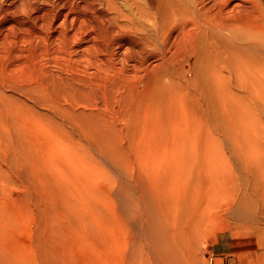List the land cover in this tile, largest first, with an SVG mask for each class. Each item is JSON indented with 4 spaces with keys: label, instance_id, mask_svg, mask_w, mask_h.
<instances>
[{
    "label": "bare ground",
    "instance_id": "6f19581e",
    "mask_svg": "<svg viewBox=\"0 0 264 264\" xmlns=\"http://www.w3.org/2000/svg\"><path fill=\"white\" fill-rule=\"evenodd\" d=\"M34 2L0 5V25L10 23L0 27V134L35 219L26 240L0 244V264H193L196 239L221 206L264 231V0ZM65 5L78 26L67 27ZM8 15L24 18L16 24ZM58 19L52 47L46 31ZM8 30L21 33L10 39ZM83 35L90 43L75 49ZM49 54L63 65L40 63ZM127 64L134 78L126 77ZM22 66L34 75L24 78ZM11 77L19 82L15 98L3 87ZM85 78L101 81L103 103ZM112 99L124 125L104 107ZM52 149L65 160L48 159ZM65 165L93 178L107 174L105 188L91 182L89 191L103 204L83 200L85 170L78 168L76 185L78 173ZM58 176L69 184L58 187ZM59 214L71 219L70 245L61 248Z\"/></svg>",
    "mask_w": 264,
    "mask_h": 264
},
{
    "label": "rangeland",
    "instance_id": "374dc122",
    "mask_svg": "<svg viewBox=\"0 0 264 264\" xmlns=\"http://www.w3.org/2000/svg\"><path fill=\"white\" fill-rule=\"evenodd\" d=\"M19 0H0V5H3V6H6V7H9L8 5L9 4H16L17 2H18ZM35 2V4L38 6V8H41V7H49L45 2H44V0H34ZM43 1V2H42ZM54 1H57V0H54ZM76 1H78V0H76ZM38 2V3H37ZM49 2H52V1H49ZM5 3V4H4ZM18 4V3H17ZM62 9V12H67L68 13V18L66 19L67 21H66V25H67V27L70 29V28H72V27H76V26H78L79 25V22L77 21V20H74L73 18H75V16L77 15V14H75V13H73V12H71V11H69L70 10V7H69V5H65L63 8H61ZM64 10V11H63ZM20 11H18V13H19ZM73 13V14H72ZM70 14H72V15H70ZM21 19V18H24V16H21V15H13V16H11V15H8V21H10L11 23L12 22H14V23H16L17 21V19ZM16 19V20H15ZM71 19V20H70ZM62 19H58L57 21H55V23L53 24V26L51 25L50 26V28H48L47 30L48 31H46V34L48 35V36H50L49 37V39H48V45H50V46H52L53 47V45H55V44H53V42H54V37H55V35L60 31V29H61V27H60V25H61V21ZM7 21V20H6ZM70 21H72V23L70 22ZM75 22V23H74ZM8 22H6V23H3V24H1L2 26H7V25H9L10 23H8ZM17 24V23H16ZM70 24V25H69ZM1 25H0V27H1ZM56 27H55V26ZM72 25H74V26H72ZM84 25H86L85 23H84ZM72 26V27H71ZM89 26H90V22H88V25H87V28L89 29ZM55 27V28H54ZM54 29V30H53ZM0 32H1V30H0ZM8 32H9V37H10V39H11V37H12V39H13V37L16 35V36H18V35H20V31H18V32H15V33H10V32H13V31H11V30H8ZM0 34H2V32L0 33ZM52 34H53V36L54 37H52ZM12 35V36H11ZM89 38V39H88ZM85 39V41H83ZM51 41V42H50ZM90 41H91V38H90V35H83L82 36V39H81V41H80V43L78 44V45H75L74 47H75V49H81V48H83V47H85L86 46V44H88V43H90ZM53 44V45H52ZM0 46H1V44H0ZM51 47V48H52ZM126 47V46H125ZM122 49H124V48H122ZM125 50V49H124ZM52 51V50H51ZM120 52V51H119ZM119 52H117V56H113V60H114V62L116 63L115 64V66L116 67H119L120 66V57H121V52L119 53ZM51 56V57H50ZM46 57H49L48 59L46 58ZM40 58V59H39ZM38 59H39V61H40V63H42L43 65H46L47 66V64L50 66V68H55V63H60L61 65H63L62 64V62L64 61H62V59L61 58H59V59H57L56 61H53V58H54V56L53 55H48V56H44V55H42V56H40ZM42 58V59H41ZM44 60H46V61H44ZM117 60V61H116ZM43 61V62H42ZM150 62H149V64H150V67H154V68H156L157 69V61L155 60V59H150L149 60ZM152 61V62H151ZM46 62V63H45ZM154 62V63H153ZM48 66V67H49ZM54 66V67H53ZM22 69V70H21ZM28 69V70H27ZM31 69V70H30ZM18 71H19V74L20 73H22V75L24 74V78H25V76H26V78H28L29 76H32V75H34V70H33V68L32 67H29V66H22L21 68H19L18 69ZM135 71V68L131 65V64H127V65H125V74H126V77L127 78H134L135 76H136V72H134ZM31 73V74H30ZM80 73V72H79ZM89 73V72H88ZM27 74V75H26ZM142 74H143V71H142ZM109 75L110 76H112V74L111 73H109ZM133 75H135V76H133ZM10 76V75H9ZM187 76H188V74H187ZM11 79V81H9L8 82V84L6 83H4L5 85H3V87H4V91L6 92L5 94L8 96V95H10L9 96V98H15V97H17V96H19L18 94H16L15 92H14V90H15V83L16 84H18L19 82L17 81H14V80H12V77L10 78ZM19 80V79H18ZM103 80V79H102ZM136 80V81H135ZM135 80H131V81H135V83L137 84H140L138 81L140 80V79H135ZM86 81V82H85ZM92 81V82H91ZM91 81L90 80H87L86 78H85V80L82 82L83 83V85H84V83H88V82H90V83H88V84H91V85H93L92 83H95L93 86H95L96 88H94L93 86H91V85H88L87 86V84H86V88L85 89H87V91H92L93 90V92L95 91H97V92H100L99 93V95H98V99L100 100V98H101V95H102V92L104 91V92H106L105 90H103V88H104V86H102V83H101V81L100 80H93V79H91ZM125 82V86L127 87L129 84H132V82ZM13 82V83H12ZM80 82V86H82L83 88H84V86L82 85V83ZM97 82V83H96ZM107 83V82H106ZM97 84V85H96ZM99 84H100V86H99ZM107 84H109V83H107ZM134 84V83H133ZM14 85V86H13ZM9 86H12V87H9ZM101 87V88H100ZM13 88V89H12ZM92 88V89H91ZM97 89V90H96ZM101 89V90H100ZM113 89V88H112ZM103 90V91H102ZM89 91V92H90ZM108 91V90H107ZM113 91H114V89H113ZM8 92V93H7ZM10 92V93H9ZM93 92H90L91 93V95H93L94 93ZM119 92V93H118ZM117 92V97H119L120 95H121V92L120 91H118ZM90 93H87V96H85V97H89L90 95ZM13 95V96H12ZM89 95V96H88ZM90 97H92V96H90ZM96 100L97 102L99 101V100ZM101 102H102V100H100ZM99 101V102H100ZM100 102V103H101ZM103 103V102H102ZM101 103V104H102ZM81 105H83V104H81ZM100 105V104H99ZM103 106V105H102ZM104 107H106V109H107V107H110L111 108V110H112V112H113V110H114V108L116 109L115 111H117V107H118V105L116 104V102L114 101V99H112V101H111V104H108L107 103V106H104ZM110 108H109V110L108 111H110L111 112V110H110ZM109 112V113H110ZM120 111H117V112H115V113H111L110 114V116L112 117V118H114V119H117L116 121H121V120H123V119H121L122 117V114L121 113H119ZM117 113V114H116ZM106 114H107V112H106ZM105 114V115H106ZM113 114H114V117H113ZM116 115L118 116V117H116ZM119 118H120V120H119ZM121 125H124V122L123 121H121ZM81 138V137H80ZM84 138V137H83ZM5 141V142H4ZM6 143H8L6 140H5V138H4V136L2 135V134H0V178L2 179H0V212H1V216L3 215V214H6V213H8V211H9V213L8 214H6V215H3L4 217H8V219H10V220H3V216H2V218L0 217V241L2 240H4L3 242L1 241L0 242V244L1 243H3L4 245H8V246H10V245H12L13 243H15V240L17 241V243H21V241H23L22 239L24 238V240H26L27 239V234L25 233V231L27 230V229H29V228H31V227H33V225L35 224V219L33 218V217H29V219H28V216H29V214H28V210H26L25 208H27V202L25 203L24 202V200L26 199L27 200V196H24V194H25V192H24V189H23V186L21 185L22 184V182H20L21 180H19L18 179V177L15 175L16 173H15V170H12V163L10 162L11 161V159H9L8 160V157L9 158H11L12 157V153H10L11 151H6L7 149V145H6ZM75 145V144H74ZM161 148H163V146H161ZM57 151H55V150H53L52 149V151H55V152H52L53 154V156L50 154V156L48 157V159H52L53 161H58L59 162V160H63L64 159V157L65 156H63L64 154H61V153H63V152H61V151H59L60 153H58V149H56ZM161 150V149H160ZM51 153V152H50ZM58 153V156H59V158H56L57 156H54V155H56ZM93 154H94V156L96 157V158H98V159H101V156L97 153V152H95V151H93ZM61 156V157H60ZM54 157V158H53ZM63 157V159H61ZM57 159V160H56ZM65 160V159H64ZM51 162L52 164L54 163V162ZM116 165H117V163L115 162V160H114V166H113V168L112 167H110L109 166V169H111V176L112 177H116V179H115V181H114V183L116 182V180H117V177H118V175L116 174V173H118V169H117V167H116ZM66 167H68V165H65ZM65 166H64V169H65ZM72 167H68L69 169H65V170H69V172L70 171H72V172H70L71 174H73L74 172H76V173H78L77 171H79L80 169H82L84 172H82V170H81V172H82V174H83V176H82V174L80 173V171H79V173H80V175L82 176V178L86 175V177H87V179H86V177H84L83 179H81V176H79V173L78 174H73V177L74 176H76V175H78L77 177H74V178H76V179H74L73 177H72V175H71V177H70V179H69V176H70V173L68 174V172H64L66 175L68 174V177L64 174V175H62L64 178H65V176H66V178L65 179H67L68 178V180L69 181H71L72 179L71 178H73L74 180L73 181H71L72 183L73 182H75L76 183V185H78V182H76L78 179L77 178H80L78 181L79 182H82V180H83V182L85 181H87L88 180V182H86L87 184H80V186H79V188H81V187H84V188H86L85 190L87 191H83V192H85V193H87V194H85L87 197H85V198H83V200L84 201H86V202H91L92 200L93 201H96L97 203H101V201H102V199L99 201V198H98V196H97V194L95 195V193H93L96 197H94V198H96L95 200L92 198V196H89V195H91V193H89V191H90V188H92L93 186H92V183L94 184V183H96V185H98V186H96V185H94V186H96L95 188H97V190L99 189V188H101V186H102V188H105L107 185H108V183H107V181H106V179H105V175H107V174H105V173H103V174H101L100 176L101 177H99L98 175L97 176H94V178L92 177V176H90L89 175V173H87L86 174V172H87V170H86V168H80L81 166H74V165H71ZM83 167V166H82ZM63 168V167H62ZM77 168V169H76ZM78 168H80V169H78ZM3 170V171H2ZM6 170V171H5ZM52 171H54V170H52ZM2 172V173H1ZM5 172V173H4ZM119 174V173H118ZM3 175H5V176H3ZM6 175H8V176H6ZM10 175V176H9ZM17 177L16 179H14V177ZM6 177H8V178H10V179H8V178H6ZM59 177V178H58ZM57 178H58V180L57 179H55V180H57V184L59 183L58 181H60L61 180V176H58ZM91 177V178H90ZM99 177V178H98ZM13 178V179H12ZM64 178H62L64 181H68V180H65ZM89 178V179H88ZM96 178V179H95ZM86 179V180H85ZM13 180V181H12ZM10 181V182H9ZM62 181V180H61ZM60 181V182H61ZM64 181H62V183L64 182ZM90 181V182H89ZM12 182V183H11ZM53 182H56V181H54L53 180ZM65 182V183H66ZM92 182V183H91ZM21 183V184H20ZM65 183H63V184H61V185H64ZM68 184H69V182H67ZM89 183V184H88ZM18 184V185H17ZM53 184H55V183H53ZM52 184V185H53ZM67 184V185H68ZM71 184V183H70ZM59 186L58 187H60V183L58 184ZM85 185H89L88 187L86 186L85 187ZM92 187H91V186ZM55 186H56V184H55ZM57 187V186H56ZM55 187V188H56ZM61 188H62V186H61ZM84 188H81V190L82 189H84ZM88 188V189H87ZM94 188V187H93ZM93 188L91 189L92 191H93ZM94 188V189H95ZM92 191H90V192H92ZM95 192H96V190H94ZM24 192V193H23ZM97 193V192H96ZM92 194V195H93ZM26 195V194H25ZM75 195V197H76V194H74ZM88 196H89V198H91L90 200H87V198H88ZM26 197V198H25ZM25 198V199H24ZM88 198V199H89ZM98 198V199H97ZM15 199V200H14ZM73 199L75 200L76 198H74L73 197ZM98 200V201H97ZM92 201V202H93ZM16 203V204H15ZM21 203V204H20ZM101 204H103V202L101 203ZM81 205V204H80ZM83 206V205H82ZM222 207V209H220ZM221 207H218L216 210H217V212L213 215V218H212V220L210 221V222H208L204 227H203V229L201 230V232L199 233V234H201V235H199L198 237H197V239H196V242H195V245H194V247H193V255H192V262H193V264H210V261H209V259H210V257L208 256L209 255V252H210V248H211V245H212V242L215 240V238H216V235H218L219 233H223V234H226L229 238H231V240H232V243L234 244L233 245V248H234V250L235 251H240V253L237 255V257L235 258V260H234V262L232 263V264H264V231H260L258 228H257V226L253 223V221L251 220V221H240L238 218H236L235 216H230L227 212H225L224 211V207L223 206H221ZM84 208H87V207H84ZM219 209V210H218ZM4 210H5V212H4ZM13 211V212H12ZM27 213V214H26ZM8 215H10V216H13V217H9ZM88 215L90 216V214H89V212H88ZM15 217V218H14ZM61 217V218H60ZM12 219H14V220H12ZM15 219H17V221L15 220ZM34 219V220H33ZM59 219V220H58ZM65 219V220H64ZM28 220H31V222L30 221H28ZM12 221H13V224H12ZM61 221V222H60ZM70 221H71V219H67V217L66 218H64L63 216H61L60 214H59V216H58V218L56 219V227H57V230L59 229V237H58V240L61 242H59L58 241V248H61L60 246L62 245V246H66V243H69V244H67V245H70V241H68L69 240V238H71L70 237V235L68 234L69 232H66V230L68 231V225L70 226ZM30 222V223H29ZM60 222V223H59ZM15 223V224H14ZM27 223H29V227H28V225H27ZM34 223V224H33ZM62 223V224H61ZM8 224V225H7ZM33 224V225H32ZM67 226H66V225ZM3 225V226H2ZM6 225V226H5ZM14 225V226H13ZM62 225V226H61ZM61 226V227H60ZM91 226H93L92 227V229H97L96 228V226L94 225V223L91 225ZM98 226V225H97ZM3 227V228H2ZM10 227H11V229H10ZM19 229H18V228ZM27 227V228H26ZM63 227V228H62ZM66 227H67V229H66ZM99 227V226H98ZM13 228V229H12ZM3 229V230H2ZM64 229V230H63ZM7 230V231H6ZM10 230H11V232H10ZM17 230V231H16ZM4 231V232H3ZM21 232V233H20ZM62 232H64V233H62ZM66 232V233H65ZM12 233V234H11ZM8 234V236H6ZM26 234V235H25ZM62 234H64V235H62ZM9 235H13L12 237H10ZM65 236V238H62V236ZM5 236H6V239H4L5 238ZM9 237V238H8ZM26 237V238H25ZM8 238V239H7ZM12 238V239H11ZM19 238V239H18ZM15 239V240H14ZM64 239V240H63ZM72 239V238H71ZM61 240H63V242L61 241ZM66 240H67V242H66ZM6 241V242H5ZM7 241H11L10 243L9 242H7ZM234 241V242H233ZM13 242V243H12ZM64 242H66V243H64ZM6 243V244H5ZM67 248V247H66ZM78 250V253H79V255L81 256V253H82V255L83 256H85V260H87L89 257L84 253V250L82 249V248H75L74 250H72V249H68V252L67 253H70L71 251L70 250H72V254H71V256H75V255H77L78 256V253H76L77 252V250ZM81 250V251H80ZM75 253V254H74ZM77 256H75V257H77ZM87 258V259H86ZM91 259H92V257H90ZM88 259V261L89 260H91V259ZM97 258H99L98 257V255H97ZM87 261V262H88ZM90 262H93V259L91 260V261H89L88 262V264H91ZM95 264V263H94Z\"/></svg>",
    "mask_w": 264,
    "mask_h": 264
},
{
    "label": "crops",
    "instance_id": "0c3cea01",
    "mask_svg": "<svg viewBox=\"0 0 264 264\" xmlns=\"http://www.w3.org/2000/svg\"><path fill=\"white\" fill-rule=\"evenodd\" d=\"M233 245L231 238L226 234L216 235L208 255L210 264H232L240 253V251L234 250Z\"/></svg>",
    "mask_w": 264,
    "mask_h": 264
}]
</instances>
